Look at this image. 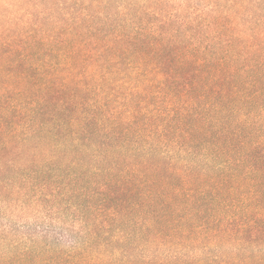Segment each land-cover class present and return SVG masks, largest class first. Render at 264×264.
<instances>
[{"label": "trees", "instance_id": "1", "mask_svg": "<svg viewBox=\"0 0 264 264\" xmlns=\"http://www.w3.org/2000/svg\"><path fill=\"white\" fill-rule=\"evenodd\" d=\"M0 264H264V0H0Z\"/></svg>", "mask_w": 264, "mask_h": 264}, {"label": "rangeland", "instance_id": "2", "mask_svg": "<svg viewBox=\"0 0 264 264\" xmlns=\"http://www.w3.org/2000/svg\"><path fill=\"white\" fill-rule=\"evenodd\" d=\"M182 0H176L177 3L181 2Z\"/></svg>", "mask_w": 264, "mask_h": 264}]
</instances>
